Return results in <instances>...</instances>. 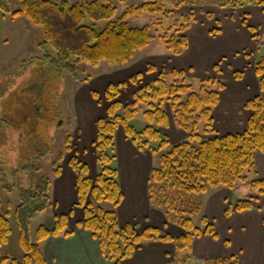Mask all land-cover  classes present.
<instances>
[{"label":"trees","instance_id":"1","mask_svg":"<svg viewBox=\"0 0 264 264\" xmlns=\"http://www.w3.org/2000/svg\"><path fill=\"white\" fill-rule=\"evenodd\" d=\"M18 1L19 9L12 13V17L25 18L41 30L42 40L38 44V49L46 53L53 70L65 76L69 72L74 76L84 73L81 69L82 64L93 68L99 67L102 62L110 66L128 64L137 52L147 49L154 40L149 25L141 28L132 27L129 20L144 14L169 15L165 7L169 0H145L143 5L132 7L121 16L117 15L116 2L125 0H80L74 3L67 0ZM170 1L174 10L181 9L184 5L182 0ZM219 1L222 9H237L252 5L264 7V0ZM3 7L1 4L0 8ZM244 24L247 25L246 20ZM190 25L191 18L186 15L183 17V23L180 21L175 23V32L164 38L168 49L175 57L181 56L188 48L189 39L186 34ZM249 29L252 31L251 28ZM218 32L219 30H212L211 34L216 35ZM254 71L260 91L263 93L264 50L260 56L254 58ZM155 72H158L156 67L148 66L147 73ZM215 72L221 73L219 66H216ZM178 74L184 75L182 71H160L153 84L143 86L133 95L131 105H125L120 100L122 90L127 84L108 85L105 91V98L109 104L106 118L96 122V138L92 144L96 152V177L91 175L87 163L77 157L70 160L71 168L76 174L78 202L75 206L83 209L84 212V219L77 224V228L92 233L98 240L104 257L113 264H121L131 258L148 242L174 243L180 249L192 251L196 238L204 235L217 238L216 227L202 216V204L192 198L194 196L204 195L218 188L235 192L238 198L234 205H228L225 212L227 217L234 213L253 210V202L258 197L264 196V181L256 172V156L264 154L262 94L246 104L245 108L251 116L245 131L221 136L215 129L213 113L220 104V93L224 90V83L203 80L198 92L184 82L171 85L167 83L168 75L178 76ZM234 77L240 80L242 74L235 73ZM143 79L144 75L139 73L130 78L129 82L136 86L143 82ZM208 83H213L212 85L217 86V89H209ZM38 84L44 87L46 82L41 79ZM92 96L96 100L99 99L96 93ZM184 98H187L186 101ZM142 106L148 107L144 112L148 125L143 131L138 132L133 127L132 121ZM166 106L170 107L177 127L187 135L186 140L173 147L170 140L163 137L158 129L170 125L171 118L165 109ZM36 108H43L42 117L36 114ZM28 110H23L20 115L21 124L18 128H21L19 130L21 132L18 133L25 140L29 134L33 136V146L28 143L34 152L33 156L29 158L24 156L21 163H18L19 167L16 165L10 171L3 169L0 163L3 174H10L12 179L16 178L19 181L17 184L21 182L29 184L27 188L20 186L16 188L20 205L13 214L20 233L19 245L23 255L18 259L10 258L4 252L13 233L10 220L12 215L0 213V264H47L39 244L53 237H70L74 234V230L69 229L70 215H59L54 217L52 226L41 225L36 232L35 241L32 239L31 221L50 208L48 193L51 186V181L48 179H41L40 185H35L33 165L34 161L50 153L53 139L48 144V133L52 130L54 132L59 127L61 114L58 112L52 115V111L42 105ZM52 119L54 124L53 122L50 124ZM31 121L36 122L33 125L35 128L28 132V124ZM9 123L8 118L2 115L0 129L11 135V132L5 128ZM202 128L201 133L205 138L200 133ZM119 129H123L126 138L138 149L147 147L149 142H159L158 151L167 152L160 156L159 167L152 170L148 192L152 206L157 209L165 207L168 222L185 232L180 239L162 234L157 228L139 232L134 225H127L124 228L120 226L117 210L124 196L118 168L115 167L118 161L116 135ZM44 143H47L45 148L42 147ZM68 150L72 152L71 148ZM61 172L60 168L57 169L56 175L60 176ZM246 172L249 174L253 172L256 178L250 180ZM161 185H164V188H160ZM160 196L164 198V203L160 202ZM185 197H189L190 200H184ZM104 204H111L113 210H106ZM199 217L204 225L203 228L198 227L194 221ZM206 264L242 263L236 256H232L208 260Z\"/></svg>","mask_w":264,"mask_h":264},{"label":"rangeland","instance_id":"2","mask_svg":"<svg viewBox=\"0 0 264 264\" xmlns=\"http://www.w3.org/2000/svg\"><path fill=\"white\" fill-rule=\"evenodd\" d=\"M50 1L61 2L64 0ZM67 1L74 3L80 0ZM182 1L184 3L183 7L176 10H174L172 1L169 0L166 2L165 7L166 10L169 11L168 16L162 14H144L129 20V24L132 27L141 28L149 25L151 27V33L154 36V40L149 48L144 52H137L134 56L135 58L142 57V62L137 59L133 62V65L130 64L127 67L110 66L106 62H102L97 68L82 64L81 69L84 70V73L74 76L72 72H69L67 73V76H65V74L54 71L50 61L46 58V53L40 52L38 49V44L42 40L41 30L25 18L12 17V13L19 9V1L0 0V5L2 4L4 6L3 9L0 8V118L2 115L3 117L8 118L10 123L6 124V127H4L7 131L11 132V135H9L4 129H0V163L3 166V169L9 171L13 170L19 162L21 163L22 158L33 156L34 152L28 144L30 142L33 146V136L31 134L28 135L27 140L29 141L25 140L24 137L19 136L18 132H21L19 131L21 128H18L21 124L19 119L23 110L32 109L37 105H42L45 108H48L49 111H52V115L59 112L61 118L59 127L55 129L54 132L53 130H50L51 132L48 133V144L50 143V140L53 139L50 146V153L42 156L39 160L34 161L35 164L33 163L35 185L37 186L41 179H48L51 183H56V178L58 177L56 171L59 168L62 172L69 171L76 176L70 165V160L73 157H77L79 160L86 163L89 162L92 166L93 176L96 177V152L92 144L96 138V122L99 119L106 118V109L109 104L105 98V90L108 85L127 84V87L122 90L120 100L125 105H131L133 95L143 86L152 84L151 82L157 78V74L152 75L151 77H145L143 82L133 86L130 84L129 80L131 78L130 76L137 71L136 68L138 66L135 68L132 66L139 65V63L143 64L146 60L151 59L154 61L155 66H159V70L166 68V72H171L172 68L176 67V64L179 66L184 59L192 58L191 56H186L191 48L186 50L184 55L175 57L165 43L164 38L166 36H171L175 32L174 25L176 22L180 21L183 23V17L187 15L191 18V28L189 31H193V29L199 27L197 30L198 32L195 33L193 38L191 36L188 37L190 47H192L191 45H194L198 40L202 39V37H198L199 32H203L204 34V31L206 30H219L218 28L220 25H215V21H213L220 15L219 11L216 10L221 9L219 0ZM145 2V0H125L124 2H116L118 8L117 15L121 16L128 9L139 7ZM213 17H215V19H212ZM205 36L207 37V33ZM262 39L264 38L262 37ZM256 40L258 41L259 39ZM242 49L252 57L253 54L260 56L263 53L264 47L259 51L257 50L258 48L256 49V45L251 46L250 44L248 45L246 42H243ZM243 61L244 60L237 56L233 60V64L239 63L238 65H241L240 63H243ZM251 63L252 61L250 60L247 63L248 66L251 67ZM205 67L206 64H203L201 69H205ZM242 69H244L245 78L248 79V77H250L249 68L244 65ZM183 73L184 75L178 74V76L168 75L167 83L171 85L184 82L186 85H191L198 92L201 88L202 81L206 79H202L203 77L198 76H190L187 72ZM210 75L212 74L210 73ZM210 75L208 74L206 77L211 78L209 77ZM222 75L223 78L213 79L211 81L210 79H207V81H221L223 83H229L231 81L230 68L225 69ZM41 79L43 82H46L44 87L38 84V81ZM212 84L213 83H208V88L216 90L217 86ZM93 93L98 94V100L93 98ZM186 99L187 98H184V101H186ZM140 108L138 115L132 121L133 127L138 132L143 131L148 125L144 118V112L148 107L142 106ZM36 109V114L42 117V115H44L43 108ZM165 109L171 118L170 125L158 129L163 137L169 139L171 143L173 142V147L175 146L174 142L186 140L187 135L177 127V123L173 120V113L170 107L166 106ZM52 122L53 119L50 124H52ZM35 123L36 122L31 121L28 124V132L34 130L33 128L35 127H33V125ZM202 131L203 128L200 133ZM119 132V134L124 135L123 130H120ZM201 134L205 138L204 134ZM118 140L120 142L117 133V160L120 148L121 151L123 148V143H121L120 148L118 147ZM125 141L134 147L138 153H141L145 160H150L152 169L159 167L160 156L167 153L158 151L160 145L159 142H149L147 147L138 149L131 140L126 138ZM46 146L47 143H44L42 147L45 148ZM69 148H71L72 152H69ZM115 167L119 168L118 161ZM3 169L0 167V213H10L12 215L10 220L13 229L11 248L7 250V255L10 258L18 259L21 258V253L19 248H17V250L14 249V244L18 235L17 231L19 230L13 215L16 207L20 205V198L17 195L16 188L19 186L27 188L29 184L25 182L17 184L19 181L16 178L12 179L10 174H3ZM247 175L250 180L256 178V174L253 172L250 174L248 173ZM5 187L8 188L6 189ZM160 188H164V185H161ZM220 191L222 190H216L212 194H207L206 196L199 195L192 197L201 202L202 216H206V213L210 210L213 212L214 217L220 215L221 210L225 208V202L223 199H220L219 197L215 199ZM53 194L54 190L50 193L52 199L54 197ZM188 198L189 197H185L184 200H187ZM160 202L164 203V198L162 196H160ZM229 203L235 204V199L229 198ZM104 208L106 210H113L111 204H104ZM164 209L166 208L163 207L158 210L164 212ZM55 215L56 212L51 206L47 212L37 215L30 224V233L33 235L35 230L41 225L52 226L54 224ZM217 220H219V218ZM194 221L198 227H204L200 217L195 218ZM178 253H180V251Z\"/></svg>","mask_w":264,"mask_h":264},{"label":"crops","instance_id":"3","mask_svg":"<svg viewBox=\"0 0 264 264\" xmlns=\"http://www.w3.org/2000/svg\"><path fill=\"white\" fill-rule=\"evenodd\" d=\"M216 10L221 16L212 19H215L213 20L215 25H220L218 34L212 35L213 29L204 31V34L199 32L198 37H202V39L191 45L192 47L189 43L186 49L191 48L186 56L192 58L184 59L179 66L176 64L172 71L187 72L190 76L203 77L202 79H210L211 81L223 78L224 70L231 69V81L224 83V90L220 93V104L213 113L216 131L219 135L225 136L243 133L251 116V113L245 108L246 104L261 94L264 98V92L261 93L260 91L259 81L254 71L256 55L253 54L251 57L242 49L243 42L251 46L256 45L257 50L264 47V39H262V37L264 38V7L252 5L237 9L221 8ZM245 20L247 25L244 24ZM198 29L199 27L193 31L188 30L187 37L193 38ZM206 33L207 37L205 36ZM254 37L256 38L254 39ZM237 56L244 60L243 63H240L241 65H238L239 63L233 64V60ZM141 58L134 57L124 66L133 65L137 59L142 62ZM250 60L252 61L251 67L247 64ZM203 64H206L205 69H201ZM244 65L250 70L248 79L244 76L245 72L242 69ZM148 66L156 67L158 72L147 73ZM216 66H219L221 73L215 72ZM132 67H137L136 74L134 73L132 76L140 73L144 75V78L155 74L158 76L160 71L166 70V68L159 70V66H155L151 59ZM235 73H242V78L236 80ZM208 74L211 78L206 77ZM132 76L130 77L132 78ZM155 80L151 83L153 84ZM120 130L123 129H119L117 132L120 138L118 147L120 148L121 143H123V148L122 151L120 148L118 154V173L124 196V200L117 210L120 226L124 228L127 225H134L139 232L149 228H157L162 234L180 239L185 235V232L168 222L166 209L164 212H160L150 202L148 188L153 170L150 160H145L141 153H138L134 147L128 144L125 141L124 131V135H121L119 134ZM178 143L180 142H174L175 145ZM87 164L93 176L92 166L89 162ZM256 172L257 176L264 181V154L256 156ZM73 174L69 171L61 172V175L56 178V183H51L48 197L50 206L56 212L55 216L70 215L69 229L74 230V234L70 237L50 238L39 244V247L47 264H113L104 257L100 244L93 234L82 228H77V224L84 219V212L83 209L75 206L78 202V196L76 176ZM52 190H54L53 199L50 195ZM216 190H222L215 199L217 197L223 199L225 208L217 216L219 220L214 217L211 210L206 213L205 217L216 227L217 238L208 235L196 238L192 251L180 249L174 243L148 242L121 264H206L208 260L232 256H236L242 264H264V196L258 197L253 202V210L234 213L227 217L225 212L228 205H234L229 203V198H234L236 203L238 196L226 188L210 190L207 194H212ZM37 230L35 232L33 230L34 234H31L34 241ZM17 232L14 249L19 248L22 257L23 252L19 245L20 233ZM11 238H13V233ZM9 248H11V239L4 252L7 253ZM179 251L181 254L178 253Z\"/></svg>","mask_w":264,"mask_h":264}]
</instances>
